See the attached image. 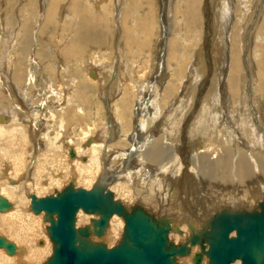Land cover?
Returning <instances> with one entry per match:
<instances>
[{
  "label": "bare ground",
  "instance_id": "bare-ground-1",
  "mask_svg": "<svg viewBox=\"0 0 264 264\" xmlns=\"http://www.w3.org/2000/svg\"><path fill=\"white\" fill-rule=\"evenodd\" d=\"M2 1L0 195L11 207L0 212V226L8 233L3 236L23 251L8 255L0 249V264H39L49 256L51 242L43 232L47 224L41 222L42 213L29 212L27 194L40 197L53 184L58 191L70 180L75 186L85 181L89 186L83 188L88 189L96 180H104L124 205L139 203L155 216L168 218V237L176 244L190 235V224L199 231L222 210L250 211L264 201L262 0H216L213 20L220 47L213 49L220 57L214 72L225 81L217 75L219 81H200L205 72L200 42H195V49L185 44L191 41L187 31L197 41L202 37V0L168 1V8L174 2L183 9L174 10L177 24L186 31L177 25L176 40L171 32L174 41L167 39L171 8L168 14L165 0ZM244 45L247 66L241 59ZM188 57L184 80V63H180ZM142 64L144 75L138 70ZM196 106L189 128L182 132L181 123L190 119ZM69 122L74 126L69 127ZM25 123L31 127L27 137L33 141L28 155L4 144V136L25 131ZM36 131L46 141L38 150L41 153L33 155L38 149ZM23 134L26 140L27 133ZM186 139L192 144L189 154ZM45 164L52 167L49 175L43 174ZM25 166L29 170L24 172ZM164 206L165 211H160ZM81 212L76 214V226L95 217L88 215L78 225ZM207 212L211 214L201 218ZM122 229V218L113 215L100 239L111 246ZM197 250L194 245L191 254ZM177 260L193 264L191 256ZM206 261L203 257L201 264Z\"/></svg>",
  "mask_w": 264,
  "mask_h": 264
},
{
  "label": "water",
  "instance_id": "water-1",
  "mask_svg": "<svg viewBox=\"0 0 264 264\" xmlns=\"http://www.w3.org/2000/svg\"><path fill=\"white\" fill-rule=\"evenodd\" d=\"M68 154L74 157L72 147ZM27 197L29 211L42 213L51 242V253L40 264H182L177 260L182 256H191L193 264H201L203 257L206 264H233L236 260L238 264H264V201L250 211L222 210L199 231L190 224V235L176 244L168 237V218L155 216L139 203L124 205L104 180H96L88 189L70 180L51 194L38 197L28 193ZM10 207L0 195V212ZM79 210L95 217L76 226ZM113 215L122 218L123 229L119 240L108 246L100 238ZM194 245L198 250L191 254ZM0 249L8 255L23 251L3 235Z\"/></svg>",
  "mask_w": 264,
  "mask_h": 264
},
{
  "label": "rangeland",
  "instance_id": "rangeland-1",
  "mask_svg": "<svg viewBox=\"0 0 264 264\" xmlns=\"http://www.w3.org/2000/svg\"><path fill=\"white\" fill-rule=\"evenodd\" d=\"M167 1V2H166ZM168 1L169 0H165V11H167L168 10V14H169V9L171 8V13L169 14V17H170V23H171V27H170V34L168 35V38L167 39H169V37H170V40H172V41H174V39L176 40V35H175V33L174 32H176V30H178V29H176L177 28V25H178V27H180V29H181V31L182 30H184V31H182L184 34H185V31H186V29H184V27L181 25V24H177V22H176V16H177V14L179 13V12H182L181 11V7L179 6V7H177V6H174V2H175V0H174V2H173V4H171V7L170 8H168ZM261 1V0H260ZM3 1L2 0H0V5H3V3H2ZM237 2V1H236ZM264 0H262L261 1V3H260V7H259V9L261 8V7H263V5H264ZM213 3V4H212ZM234 4V3H233ZM233 4H232V12H234L235 13V6H233ZM177 5V4H176ZM217 4H216V0H209V1H205V0H202V8H203V10L204 11H202V13H204V15L203 14H201V16L203 15V17H201L202 18V28H201V39L199 40V41H197V40H195L197 37H195L194 38V36H193V33L191 32V34L187 31V33L190 35L189 37H191L190 38V42L188 43H185L186 45H187V48L189 47L190 49H195V46H196V44L198 43V42H200V47H201V52H202V55H203V61H204V64H205V72L202 74V76L200 77V81H202V80H205V78L207 79L208 78V80L207 81H215V79H216V81H219V78H217L216 77V75L218 76V77H220V81H225L223 78L221 79V75H219L218 74V72H214V71H216V69H215V67H216V65H217V61H218V59H219V57L220 56H218V54H216L215 55V51H217V49H218V47H220L219 45H218V43H217V35L215 34V22H214V10H215V6H216ZM235 5V4H234ZM259 5V4H258ZM262 5V6H261ZM173 6V7H172ZM213 8H212V7ZM3 7H4V5H3ZM210 8H212L211 9V11H210ZM174 9H178L177 11H178V13H177V11L176 10H174ZM180 10V11H179ZM183 10V9H182ZM261 10H262V8H261ZM159 11V10H158ZM175 12V13H174ZM213 12V13H212ZM259 12V11H258ZM173 14V15H172ZM156 15V14H155ZM256 15V14H255ZM257 15H258V13H257ZM173 16V17H172ZM212 16V17H211ZM167 17H168V15H167ZM210 17V18H209ZM253 18H251L250 20H249V22H248V27L250 28V27H253V25H254V22H255V19H256V17L254 18V15L252 16ZM154 18H156L155 20H158L159 19V16H154ZM262 18V17H261ZM168 19V18H167ZM175 21V22H174ZM180 25V26H179ZM211 25V26H210ZM214 25V28L212 27ZM206 26H207V28H206ZM175 27V28H174ZM183 27V28H182ZM247 27V28H248ZM198 28H200V26L198 27ZM210 30H209V29ZM180 29L178 30V31H180ZM208 29V30H207ZM212 29H214V31H212ZM172 30H174V31H172ZM250 30H251V28H250ZM250 30H247L246 31V36H245V38L247 39L248 37V34H249V31ZM177 31V32H178ZM171 32H172V38H173V35L175 36L174 37V39H172L171 38ZM198 32H200V31H198ZM248 33V34H247ZM198 34V33H197ZM192 35V36H191ZM199 35V34H198ZM216 36V37H215ZM47 39H48V37H47ZM166 39V40H167ZM178 39V38H177ZM216 39V40H215ZM246 39H245V41H244V43H246ZM5 41H9V39L7 38ZM42 41L44 42V41H46L45 40V38H43L42 39ZM163 41V40H162ZM181 41V40H180ZM214 41H216V42H214ZM195 42H196V44H195ZM8 43H10V42H8ZM164 43H165V40H164ZM191 43V44H190ZM215 43V44H214ZM213 48H215V49H213ZM244 48L246 49V51H244V53H242L241 55V59L242 60H244L245 61V66H247V62H246V56H247V50H248V48H246V46L244 45ZM162 49V48H161ZM215 50V51H214ZM247 53V54H246ZM136 55V58H139V54H135ZM215 57V59H214V57ZM218 56V57H217ZM162 57H163V53H162ZM244 58V59H243ZM160 59H161V56H160ZM161 60H163V58L161 59ZM169 60V59H168ZM185 60V61H184ZM187 60V61H186ZM182 61V60H181ZM184 61V62H183ZM183 61H182V63H180V65L181 64H185V66H184V64H183V69L181 70L182 71V75H183V77H184V80H186L187 79V76H188V74H187V69H186V66H187V64H186V62L188 63V61H189V57H188V59L186 58V59H183ZM253 61H254V63L253 64H255V59H253ZM257 61V60H256ZM169 62H171V61H169ZM5 64V63H4ZM212 64H215L214 65V68L212 67L213 65ZM209 65H210V67H209ZM140 66V65H139ZM138 66V67H139ZM142 66V67H141ZM139 68H138V70H140V72H141V75H144L143 73H147V72H145L146 71V69L144 68V66L145 65H141ZM146 67V66H145ZM184 67H185V70H184ZM144 68V69H143ZM242 68H243V65H242ZM207 69V70H206ZM211 69V70H210ZM137 70V69H136ZM144 70V71H143ZM158 70H159V68H158ZM186 72V73H184V71ZM247 70V77H246V80L249 82L248 83V91L249 92H251L252 90H250V88H251V81H249L250 80V76H249V72H248V69H246ZM143 72V73H142ZM135 73H139V71H136ZM158 74V73H157ZM215 74V75H214ZM181 75V76H182ZM185 75V76H184ZM1 77H2V75H1ZM175 78H177V77H173V79H175ZM170 79V81H172V78L170 77L169 78ZM173 81H175V80H173ZM54 82H56V81H54ZM64 82V81H63ZM68 82V81H67ZM65 83V82H64ZM112 83V81H110V83L107 85V87H109L110 86V84ZM69 83H67L66 84V87L67 88H69ZM1 89V88H0ZM72 89H73V87H72ZM75 89V88H74ZM2 90V89H1ZM3 91V90H2ZM205 91H207V87H205L203 90H202V92H201V95L202 96H204V94L206 93ZM3 93H4V91H3ZM0 94H1V91H0ZM249 93H247V95H248ZM200 95V96H201ZM251 95V94H250ZM0 98H1V96H0ZM0 101H2V98L0 99ZM4 101H8V98L6 97V96H4ZM200 101H202V100H200ZM249 101H250V98H249ZM8 103V102H7ZM201 103V102H200ZM200 103H199V105H200ZM2 105V104H1ZM197 108H198V106H196V108L194 109V112L192 113V116L190 117V119L194 116V114L197 112ZM253 114H255L254 116H256L257 115V113H254V112H252ZM190 119H188L187 120V122L185 123V124H183V123H181V126H183V127H181L182 128V132H184V131H187L186 129H188L189 128V126L188 125H190V123H191V121H192V119L190 120ZM80 120V119H79ZM81 121V120H80ZM189 122V123H188ZM26 123H28L29 125H30V123L29 122H26ZM26 123H25V126H23V128H24V130L25 131H23V132H18V133H20V134H18L17 132L16 133H14V135H5L4 136V144L5 145H10L9 147H11V151L12 150H14L16 147V150H19V149H22V150H24V152L26 153L25 155H28L29 153H28V148H29V146H31L32 144H31V142H33V141H31L27 136H28V131L29 130H31L30 128L31 127H29L28 126V124L26 125ZM14 124V123H13ZM66 124H69V127H73L74 125V123L72 124V122H69V123H66ZM73 126H72V125ZM81 125V124H80ZM28 127V128H27ZM65 127H67V126H65ZM27 129V130H26ZM65 130H64V132L66 133V134H69L67 131L69 130L68 129V127L67 128H64ZM68 129V130H67ZM24 132H26L27 134H26V140H25V138H24ZM64 132H63V134H64ZM72 132H74V129L72 130ZM16 135H17V139H16ZM65 135V134H64ZM63 135V136H64ZM74 135H75V133H74ZM12 136V137H11ZM19 136V137H18ZM9 137V138H8ZM75 137H77V136H75ZM23 138V139H22ZM29 140H28V139ZM35 138H36V140L34 141V142H37L38 143V147H36V148H38L37 149V151L36 150H33V155H38V154H40L39 152H38V150L40 151V150H42V146L44 147V142L46 141V139L44 138L43 139V135L39 132L38 133V131H36V136H35ZM187 138V137H186ZM9 139V140H8ZM43 139V140H42ZM8 142H6V141ZM11 140V141H10ZM26 141V142H24V141ZM45 140V141H44ZM18 141V142H17ZM22 141V142H21ZM27 141H30L28 144H27ZM15 142V143H14ZM41 142V143H40ZM187 142H188V144H187ZM20 143V144H19ZM26 143V144H25ZM187 145H186V144ZM16 144H18L19 146H17ZM23 144V145H22ZM40 145H41V147H40ZM184 145L186 146V151L188 152V154H189V152H190V150H191V147H192V144L186 139V142H184ZM16 146V147H15ZM24 146V147H23ZM14 147V148H13ZM23 147V148H22ZM181 147H182V145H181V143L178 145V147H177V149L178 150H180L181 149ZM36 151V152H35ZM32 152H30V154H31ZM30 162V161H29ZM25 163H26V161H25ZM30 163H32V162H30ZM26 164H28V161H27V163ZM42 166H45L44 167V172L45 173H43V174H47V175H49V173L52 171V167H51V169H50V166H47V164H45V165H42ZM46 167H48V168H46ZM46 169V170H45ZM25 170H29V168L28 167H26L25 166V168H24V172H25ZM49 171V173H47L48 171ZM24 178H26L25 176H24ZM26 180H29V175H27V178H26ZM63 181V180H62ZM61 181V182H62ZM82 183V182H81ZM80 183V185L79 186H81V187H87V186H89V184L88 183H86L85 181H84V183H82L81 184ZM88 184V185H87ZM52 186V187H51ZM49 188H52V189H49ZM56 188H57V186L56 185H50V186H48L45 190H42L40 193H39V195H41V196H44V195H48V194H51L54 190H56ZM183 196V195H182ZM236 196H238V193H236ZM185 199L187 198V199H191V197H187V195L184 197ZM142 201H143V199H142ZM165 207L166 206H164L163 208L162 207H160L159 208V210L160 211H165L164 209H165ZM167 211V210H166ZM29 212H31V211H29ZM32 213V212H31ZM33 214V213H32ZM88 215L89 214H85V213H83V212H81V217H80V221H78L77 220V224L79 225H82L83 223H85L84 222V218L85 217H88ZM84 216V217H83ZM116 217V216H115ZM116 218H118V217H116ZM82 219H83V221H82ZM119 220H120V218H118ZM41 222L42 223H44L45 225L47 224L46 222H44L43 220H42V218H41ZM0 228H1V226H0ZM0 234H2V235H5L7 232H5L4 230H2V228L0 229ZM44 232V234L46 235V233H45V230L43 231ZM8 234V233H7ZM47 236V235H46ZM171 237H176V239H178V237H179V235H176L175 233H172L171 232ZM8 238V237H7ZM8 239H10V238H8ZM47 239H48V237H47ZM12 240V239H11ZM13 241V240H12ZM49 243H50V241H49ZM38 244L39 245H41V243H39V241H38ZM51 245V244H50ZM43 246V245H42ZM41 247V246H40ZM2 252V251H1ZM3 253V252H2ZM51 253V252H50ZM50 253H49V255H50ZM4 254V253H3ZM5 255V254H4ZM46 257H48V255L46 256ZM46 257L43 259V261L46 259ZM41 263V262H40ZM39 263V264H40ZM13 264H26V263H17V262H15V263H13ZM33 264H35V263H33Z\"/></svg>",
  "mask_w": 264,
  "mask_h": 264
},
{
  "label": "flooded vegetation",
  "instance_id": "flooded-vegetation-1",
  "mask_svg": "<svg viewBox=\"0 0 264 264\" xmlns=\"http://www.w3.org/2000/svg\"><path fill=\"white\" fill-rule=\"evenodd\" d=\"M259 202H260V201H259ZM259 202H258V203H259ZM258 203L256 204V207H257ZM223 208H224V207H223ZM223 208H220V210H222ZM240 209H241V208H235V209H231V210H240ZM220 210H219V211H220ZM217 212H218V211H217ZM165 214H166V213H165ZM210 214H211V213H208V212H207V213H204V215L201 216V218H202V217H206V216H208V215H210ZM166 215H167V214H166ZM167 216H170V215H167ZM209 218H210V217H209ZM205 223H206V222H205ZM205 225H206V224H205Z\"/></svg>",
  "mask_w": 264,
  "mask_h": 264
}]
</instances>
